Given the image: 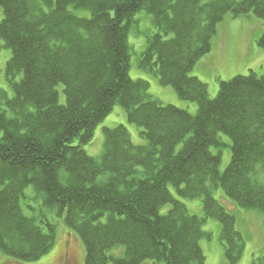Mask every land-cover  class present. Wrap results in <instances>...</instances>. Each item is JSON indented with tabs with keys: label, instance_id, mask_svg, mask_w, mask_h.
Segmentation results:
<instances>
[{
	"label": "trees",
	"instance_id": "1",
	"mask_svg": "<svg viewBox=\"0 0 264 264\" xmlns=\"http://www.w3.org/2000/svg\"><path fill=\"white\" fill-rule=\"evenodd\" d=\"M0 7L13 93L0 89V252L23 262L48 254L57 235L52 213L82 241L86 264H206L201 240L212 238L204 225L214 219L228 264H239L245 238L214 194L221 188L238 207L264 213V73L221 81L214 99L191 73L211 53L219 24L229 15L264 21V0H0ZM143 11L156 31L138 67L196 102V114L164 104L149 81L130 76L129 35L140 32ZM256 42L264 50V34ZM117 104L146 144H135L125 125L105 128L103 153L93 157L84 146ZM221 133L232 150L223 172ZM30 186L41 208L29 205L27 215ZM170 186L181 198H201L204 216L191 214ZM249 213L251 224L257 215ZM252 254L251 264H264Z\"/></svg>",
	"mask_w": 264,
	"mask_h": 264
},
{
	"label": "rangeland",
	"instance_id": "2",
	"mask_svg": "<svg viewBox=\"0 0 264 264\" xmlns=\"http://www.w3.org/2000/svg\"><path fill=\"white\" fill-rule=\"evenodd\" d=\"M3 17V10L0 7V21ZM140 21V32L131 30L129 42L132 47V59L130 76L133 79H144L149 81L151 93L159 98L164 104H171L181 109H186L192 114H196L198 104L196 102L184 101L180 99L174 89L164 86L155 75L141 70L138 67V56L144 49L147 36L156 31L152 24L151 17L146 12L137 15ZM264 34V21L254 16L233 18L227 16L219 24L218 33L213 40L211 53L203 57L195 66L191 75L199 77L208 85L209 94L212 99L216 98L221 81H228L237 75H249L251 71L258 75L264 73V66L259 67L260 57L256 50H260L257 45V38ZM11 58V51L6 48L0 39V89H5L12 96V89L6 78V67ZM63 99V98H62ZM118 125H125L135 144H146V140L141 136V129L128 121L127 113L123 106L115 105L112 112L97 126L91 142L84 146L87 153L93 157H100L104 150V129L113 128ZM224 143L222 163L220 170L223 172L231 162L232 150L231 139L224 133L220 134ZM214 152L218 150L212 148ZM173 196L184 202L193 215L204 216L203 202L201 198L186 199L181 198L175 187L170 186ZM28 198L23 201V207L27 215L34 212L29 205H34L37 210L41 208L40 203L33 199L34 188L30 186L26 189ZM215 198L222 203L226 209L237 217V229L242 233L246 242V253L244 260L253 256L264 255V213L257 209H242L229 199L221 188L215 191ZM171 204L162 207L161 213L166 214L171 209ZM249 212L257 216L249 222ZM49 219L57 226L56 242L51 251L37 261L23 262L13 260L0 252V264H86V250L77 234L71 231L64 224L63 220L49 213ZM206 231L212 233L211 239L201 240V246L206 256V264H228L225 257L223 244L220 240L221 225L217 220L209 219L204 225ZM122 248L113 251L119 255ZM243 264V261H240ZM114 264V263H109ZM152 264V263H144Z\"/></svg>",
	"mask_w": 264,
	"mask_h": 264
},
{
	"label": "crops",
	"instance_id": "3",
	"mask_svg": "<svg viewBox=\"0 0 264 264\" xmlns=\"http://www.w3.org/2000/svg\"><path fill=\"white\" fill-rule=\"evenodd\" d=\"M256 53H257V55L260 57V60H259V63H258V66L259 67H263L264 66V51H262V50H256ZM246 253V252H245ZM251 257L248 259H246V263H245V260L243 259L242 261V263L243 264H251ZM241 263V262H240Z\"/></svg>",
	"mask_w": 264,
	"mask_h": 264
},
{
	"label": "bare ground",
	"instance_id": "4",
	"mask_svg": "<svg viewBox=\"0 0 264 264\" xmlns=\"http://www.w3.org/2000/svg\"><path fill=\"white\" fill-rule=\"evenodd\" d=\"M137 17V16H136ZM260 50H262V49H260ZM262 51H264V50H262Z\"/></svg>",
	"mask_w": 264,
	"mask_h": 264
}]
</instances>
